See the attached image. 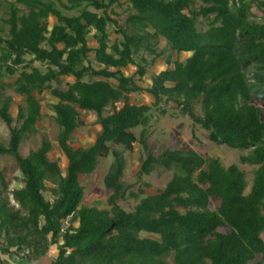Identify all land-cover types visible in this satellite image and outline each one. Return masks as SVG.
I'll use <instances>...</instances> for the list:
<instances>
[{
  "label": "trees",
  "instance_id": "obj_1",
  "mask_svg": "<svg viewBox=\"0 0 264 264\" xmlns=\"http://www.w3.org/2000/svg\"><path fill=\"white\" fill-rule=\"evenodd\" d=\"M126 2L130 13L123 24L114 19L121 0L0 2V120L9 132L0 156L9 157L18 174L11 189L0 170V264L39 262L54 246L50 264H264V112L255 104L264 101V23L251 12H264V0ZM172 53L190 56L173 61ZM165 55L167 69L152 76L150 87L138 85ZM128 67L136 68L133 76L124 74ZM63 79L73 80L66 89L56 86ZM9 89L23 98L15 119ZM44 93L56 100L65 174L49 157L46 140L28 156L20 154L23 141L38 132ZM143 93L152 104L129 103ZM169 104L216 145L248 152L239 160L256 167L248 192L238 165L225 167L193 150L151 153L148 129ZM81 112L94 114L101 132L91 146L75 150L70 143L84 126ZM136 143L145 153L139 181L159 168L173 173L155 195L146 194V184L135 190L123 181L125 152ZM110 156L103 179L112 192L108 208L83 204L80 178ZM130 198L137 204L126 211L120 202ZM212 200L219 202L216 210Z\"/></svg>",
  "mask_w": 264,
  "mask_h": 264
},
{
  "label": "rangeland",
  "instance_id": "obj_2",
  "mask_svg": "<svg viewBox=\"0 0 264 264\" xmlns=\"http://www.w3.org/2000/svg\"><path fill=\"white\" fill-rule=\"evenodd\" d=\"M4 1V0H0ZM67 0H63L66 2ZM122 6L115 7L116 16L114 19H117L120 24H123L130 10L128 9L129 5L126 0H121ZM3 9H0V17L3 14ZM253 20L263 24L264 23V12L258 10L257 8L252 9ZM54 19L49 20L50 27L54 24ZM110 39L114 41L117 39V35L114 33V28L110 27ZM91 46H95L92 41L90 42ZM166 42L162 39L159 41V49H165ZM144 56L150 60V58L144 54ZM160 58L154 66H151L147 70L146 76L142 80H137L138 85L148 88L151 86L152 76L155 74L164 71L167 69L166 57ZM172 60H179L184 62L189 56V53H182L180 55L172 53ZM29 59V58H27ZM35 67L44 69L39 63H34ZM126 76H133L136 72V68L128 67L123 70ZM246 74V80L248 84H252V77L249 75L247 70H244ZM138 79V78H137ZM8 82L13 83L14 79L7 80ZM72 79H63L61 83L56 86L60 89H66V82H72ZM6 96H10L14 100V105L11 108V114L16 118L17 107L23 104V98L17 95L13 89H9L5 92ZM43 117L37 124L38 132L36 134H30L27 139L23 141L20 147V154L23 157L28 156L31 151L38 150L43 140H46L51 143L52 150L49 154V157L52 160L58 161L60 168L62 169L63 174L67 167V159L63 153L62 148L59 146L57 138L59 129L53 119V109L52 105L56 100L50 96L48 93H44L43 96ZM129 103L131 105H150L153 103V98L146 94H137L131 95ZM255 104L261 108L264 112V101L259 97L256 99ZM123 103L117 104V108H122ZM166 110V115H161L160 113H155L154 119L148 129V144L151 148V153L158 156L165 149H174L181 151L193 150L197 152L200 156L205 159L208 158H217L225 167L231 165H238L239 168L246 173L247 181L249 188L252 185L253 174L256 169L255 166L250 165H241L239 163L240 157L246 155L247 151H240L238 149H230L224 145H216L209 139V132L202 129L199 125H195L191 120L186 116H183L180 111L176 108L174 104H169L164 106ZM112 112V108L106 110V114ZM195 113L197 115L201 114L200 106H196ZM82 120L84 126L80 127L72 136L71 147L73 149L79 148H88L91 146L96 138V136L101 132V127L97 123V117L94 114L81 112ZM141 129L134 130V134L138 139L140 136ZM9 140V132L4 123L0 120V142L7 145ZM126 158V171L123 178V181L126 185H135L134 189L141 185H148L146 189L147 195H155L158 191L163 190L167 183L172 179L173 173L166 171L162 168L157 169L152 175L143 177L142 180H138L137 173L141 164V161L145 158V153L143 152L139 143H136L133 152H125ZM113 162V157H109L104 160H100L99 165L91 176L81 177L80 181L85 189L84 201L83 204L87 206L97 207L99 209L108 208L107 201L112 195L111 191H108L103 184V179L108 172L110 165ZM0 170L3 171L6 181L10 184L12 189L15 183V180L18 178L17 169L12 163V160L9 157L0 156ZM45 197L49 200L52 199L49 193H45ZM137 202L133 199H128L126 201H121L120 205L126 211H131L136 206ZM219 206V202L212 200V210H216ZM67 225H65L66 227ZM224 231V230H223ZM264 239V235H262ZM57 255L56 247H52L47 256L39 262H33L31 264H50L51 260ZM3 259H6L2 257ZM10 264H17L16 262L10 260Z\"/></svg>",
  "mask_w": 264,
  "mask_h": 264
}]
</instances>
